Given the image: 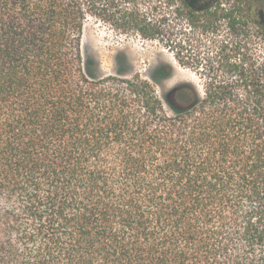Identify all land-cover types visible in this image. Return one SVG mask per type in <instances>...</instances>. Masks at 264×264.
Returning a JSON list of instances; mask_svg holds the SVG:
<instances>
[{
    "label": "trees",
    "instance_id": "trees-1",
    "mask_svg": "<svg viewBox=\"0 0 264 264\" xmlns=\"http://www.w3.org/2000/svg\"><path fill=\"white\" fill-rule=\"evenodd\" d=\"M231 1L166 0L211 41L166 88L84 55L91 18L156 38L141 0H0V264H264V23Z\"/></svg>",
    "mask_w": 264,
    "mask_h": 264
},
{
    "label": "rangeland",
    "instance_id": "rangeland-1",
    "mask_svg": "<svg viewBox=\"0 0 264 264\" xmlns=\"http://www.w3.org/2000/svg\"><path fill=\"white\" fill-rule=\"evenodd\" d=\"M248 1L256 5L257 12L264 10V0ZM141 2L149 17L162 19L158 24L160 33L154 39L143 38L138 32L126 29L118 16L89 19L83 30L82 45L85 57L94 61L92 70L101 75L115 74L119 70L127 74L139 72L150 78L157 67L169 64L174 73L165 79L166 88L183 80L197 82L195 70L205 63L211 41L199 33L201 29L188 26L185 16L176 15L178 4L167 7L166 0ZM155 4L158 8L151 11Z\"/></svg>",
    "mask_w": 264,
    "mask_h": 264
},
{
    "label": "flooded vegetation",
    "instance_id": "flooded-vegetation-1",
    "mask_svg": "<svg viewBox=\"0 0 264 264\" xmlns=\"http://www.w3.org/2000/svg\"><path fill=\"white\" fill-rule=\"evenodd\" d=\"M209 2H211V0H195L193 3L192 2L191 3L196 6H204L208 4ZM261 20L262 22H264V10L263 9H261Z\"/></svg>",
    "mask_w": 264,
    "mask_h": 264
}]
</instances>
